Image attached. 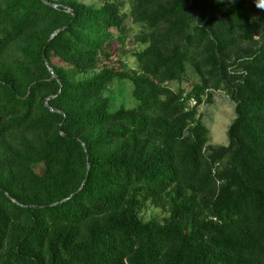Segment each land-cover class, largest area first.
<instances>
[{
	"label": "trees",
	"instance_id": "trees-1",
	"mask_svg": "<svg viewBox=\"0 0 264 264\" xmlns=\"http://www.w3.org/2000/svg\"><path fill=\"white\" fill-rule=\"evenodd\" d=\"M44 1L0 0V264H264V20L245 0ZM128 20L140 75L122 70ZM113 76L135 110L100 100ZM214 92L227 146L198 112Z\"/></svg>",
	"mask_w": 264,
	"mask_h": 264
},
{
	"label": "rangeland",
	"instance_id": "rangeland-1",
	"mask_svg": "<svg viewBox=\"0 0 264 264\" xmlns=\"http://www.w3.org/2000/svg\"><path fill=\"white\" fill-rule=\"evenodd\" d=\"M56 1V0H55ZM82 3V0H76ZM233 1V0H229ZM251 16L254 18H262L264 20V10L257 9L254 4V0H245ZM102 4L98 0H94L93 7L100 8ZM126 26V37L128 36L131 26L133 24L128 20ZM134 41L126 39V44L123 52V56L130 53H134ZM194 84L192 78H188L181 86L176 83L170 84L169 87L172 90H176L181 87L186 92H189L191 86ZM194 102H191L190 106H193ZM199 115L203 125L208 129L210 136V144L212 146H227V130L234 120V105L228 99L223 92L212 93V99L210 103H203L198 109ZM40 167L37 168L39 172ZM140 217L144 222L150 220L161 223L167 214L162 210L155 208L151 205H147L140 211Z\"/></svg>",
	"mask_w": 264,
	"mask_h": 264
},
{
	"label": "clouds",
	"instance_id": "clouds-1",
	"mask_svg": "<svg viewBox=\"0 0 264 264\" xmlns=\"http://www.w3.org/2000/svg\"><path fill=\"white\" fill-rule=\"evenodd\" d=\"M82 3L85 7H91L93 6L94 0H82ZM254 4L257 9L264 10V0H254ZM132 10L133 6L131 0H123L122 6L117 8V14L127 16L132 13ZM113 31H115V29ZM139 31L140 28L138 26H131L127 39L133 40ZM146 47L147 45L141 46L137 44L134 46V53L121 57L123 65L122 70L126 72H135L137 75H140L137 54L143 52ZM99 75V68H90L78 74L75 77V82L78 84H84L94 80ZM135 93L136 85L132 79L113 76L103 85L102 91L100 92V100L107 104L110 114H116L121 111L131 112L135 110L140 103Z\"/></svg>",
	"mask_w": 264,
	"mask_h": 264
},
{
	"label": "water",
	"instance_id": "water-1",
	"mask_svg": "<svg viewBox=\"0 0 264 264\" xmlns=\"http://www.w3.org/2000/svg\"><path fill=\"white\" fill-rule=\"evenodd\" d=\"M41 1H43L45 4H47L44 0H41ZM51 6H52L53 8H57V7H58V6H56V5H51ZM68 13H70V14L73 16V19H72V21L70 22V24H68V25H66L65 27L61 28L60 30L54 32L53 35L49 38V40H48V42L46 43L45 48H44V50H43V59H44V61H45L46 67H47L48 71L50 72V74H51V76H52L53 79H57V78H56V76L54 75V73L52 72V70H51L50 66L48 65V63L46 62V59H45V50H46V48L49 46V44H50L52 38H53L56 34H58V33L61 32V31H64L65 29H67V28H68V27H69V26L75 21V19H76V14L73 13L72 11H70V10L68 11ZM46 108H47L49 111H52L51 108H50L47 104H46ZM65 137H66V136H65ZM88 170H89V169H88ZM87 178H88V173H87V176H86V178H85V181L87 180ZM85 181H84V183H85Z\"/></svg>",
	"mask_w": 264,
	"mask_h": 264
}]
</instances>
